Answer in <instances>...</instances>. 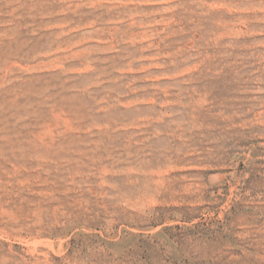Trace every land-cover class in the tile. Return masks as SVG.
<instances>
[{
    "label": "rangeland",
    "instance_id": "obj_1",
    "mask_svg": "<svg viewBox=\"0 0 264 264\" xmlns=\"http://www.w3.org/2000/svg\"><path fill=\"white\" fill-rule=\"evenodd\" d=\"M0 264H264V0H0Z\"/></svg>",
    "mask_w": 264,
    "mask_h": 264
}]
</instances>
